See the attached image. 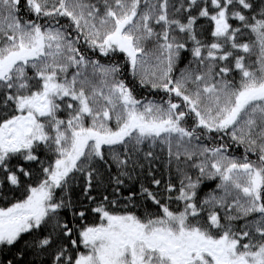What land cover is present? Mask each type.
Segmentation results:
<instances>
[{"label": "snow or ice", "instance_id": "snow-or-ice-1", "mask_svg": "<svg viewBox=\"0 0 264 264\" xmlns=\"http://www.w3.org/2000/svg\"><path fill=\"white\" fill-rule=\"evenodd\" d=\"M0 264H264V0H0Z\"/></svg>", "mask_w": 264, "mask_h": 264}]
</instances>
